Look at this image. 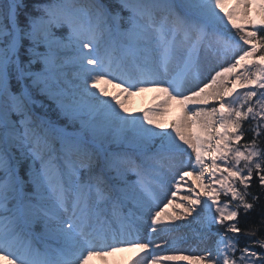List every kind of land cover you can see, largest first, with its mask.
Returning a JSON list of instances; mask_svg holds the SVG:
<instances>
[{
	"label": "snow or ice",
	"instance_id": "obj_1",
	"mask_svg": "<svg viewBox=\"0 0 264 264\" xmlns=\"http://www.w3.org/2000/svg\"><path fill=\"white\" fill-rule=\"evenodd\" d=\"M149 90L160 103L131 113L122 97ZM262 137L264 0H0V264H264L234 222L264 188ZM170 182L202 254L156 251L181 227H158Z\"/></svg>",
	"mask_w": 264,
	"mask_h": 264
},
{
	"label": "bare ground",
	"instance_id": "obj_2",
	"mask_svg": "<svg viewBox=\"0 0 264 264\" xmlns=\"http://www.w3.org/2000/svg\"><path fill=\"white\" fill-rule=\"evenodd\" d=\"M228 7H231V4H229ZM100 87L107 88L108 92L110 93V96L115 95L119 92L118 89L113 88L111 85L101 84ZM238 88L239 87H237V90ZM159 97H160V93L154 90H149L144 93H136L134 95L127 96L126 98L122 97V99H124L125 105L131 113L135 115H142L143 111L151 109L156 104L160 103ZM155 99H157L158 102L155 103L154 102ZM209 106H211V104ZM166 116L168 117V120H171V122L172 121L176 122L178 120L177 124H180L182 119L184 118V112L181 110V106L179 104L172 102L171 107L167 110ZM157 119L161 123L167 122V120L166 121L160 120L159 117H157ZM185 180L187 181V185H191L193 183L192 178L186 177ZM171 184L173 185V188H174V184L172 182ZM170 190H171V187L169 186L167 190V196L169 195ZM196 191L200 192L201 189L197 187ZM178 194H181L182 196L180 198L175 197L173 199V205H170L165 210H162V213H163L161 216L162 223L158 227L176 228L177 225L181 227H179L177 231H174L170 234H161L160 237L156 240V243H159L160 245H162L165 243V241H167V243L170 244V246L167 248H164L161 246V248H157L156 251L160 253L161 256L202 254L205 250L206 245L201 244L196 239V236H195L196 231L200 227L199 224L190 223L192 221V217H187V219H181V220L175 219V216L178 213H183V208H179V206L181 204H184L185 206H187V201L182 199L183 196L188 195L187 189L185 190L181 188ZM162 197H165V196H162ZM189 234L194 235L193 238H195L196 244H197L195 248L190 247V241H188L190 238L186 237V235H189ZM147 235L148 233L145 230L144 232H142L141 238L146 239ZM152 235H155V234H152ZM173 241H175L174 244H173ZM139 255H147V253H138V250H127L126 249L121 252H116L110 256L95 257L90 262V264H129L130 261H134V259L138 258ZM162 264H181V263L179 261L165 260V261H162ZM185 264H195V262L185 261Z\"/></svg>",
	"mask_w": 264,
	"mask_h": 264
},
{
	"label": "trees",
	"instance_id": "obj_3",
	"mask_svg": "<svg viewBox=\"0 0 264 264\" xmlns=\"http://www.w3.org/2000/svg\"><path fill=\"white\" fill-rule=\"evenodd\" d=\"M251 136L252 133L250 131L246 132L245 140L251 139ZM261 140L264 141V137H262ZM261 146H264V143H262ZM249 191L254 195H258L259 200L255 202L254 208L250 210L247 214H245L244 210L241 209L237 221H234L238 222V226L242 230L239 234V243L241 247H243L246 241H248L249 239L255 240L264 238V223H262V220H264V188H261L255 176L253 178L252 186ZM252 228H256V236L248 237L247 235H245V233ZM230 234L231 236L236 235L233 233ZM237 255H239V253H237Z\"/></svg>",
	"mask_w": 264,
	"mask_h": 264
},
{
	"label": "rangeland",
	"instance_id": "obj_4",
	"mask_svg": "<svg viewBox=\"0 0 264 264\" xmlns=\"http://www.w3.org/2000/svg\"><path fill=\"white\" fill-rule=\"evenodd\" d=\"M253 15H255L256 13H255V10L253 11V13H252ZM229 28H231V26L229 25ZM234 31V30H233ZM242 43V42H241ZM245 47H247V46H245ZM113 87V86H112ZM114 88V87H113ZM241 91H244V89H240V88H238V90H237V92H241ZM155 103L156 102H158V100L157 99H155V101H154ZM160 118V120H163V121H166L167 120V122H163L164 123V125L166 126V128H167V126L168 125H171V124H177L178 123V120L176 121V122H174V121H172L171 122V120H168V117L166 116V115H163V116H160L159 117ZM247 127V123H245V128ZM132 179H135V177H132ZM169 186L171 187V190H170V192H169V195H171V192L172 191H176V189H175V186H174V188H173V185L171 184V182L169 183ZM168 186V187H169ZM185 189H187V186L185 185V187H184ZM177 195H179L180 197L182 196L181 194H177ZM176 195V196H177ZM166 197H167V195H166ZM170 197V196H169ZM161 199H163V197H161L160 198V201H161ZM168 199H170V198H168ZM167 199V200H168ZM225 199H227L226 197H221V200L223 201V200H225ZM167 200H164V201H162L161 203H160V210L162 211V209L164 208V204L167 202ZM172 205H173V203H172ZM179 208H181L180 206H179ZM173 214H175V213H173ZM226 223H228V222H226ZM213 231L214 232H217V231H220V232H222L223 231V228L220 226V225H213ZM230 233H228V235H229ZM230 236H231V234H230Z\"/></svg>",
	"mask_w": 264,
	"mask_h": 264
}]
</instances>
